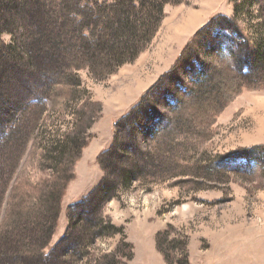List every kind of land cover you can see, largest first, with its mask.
<instances>
[{
    "label": "rangeland",
    "instance_id": "1",
    "mask_svg": "<svg viewBox=\"0 0 264 264\" xmlns=\"http://www.w3.org/2000/svg\"><path fill=\"white\" fill-rule=\"evenodd\" d=\"M208 1L183 0L178 5H166L164 18L145 50L107 79L98 81L87 71L78 72L91 102L101 107L86 137L83 135L88 139L82 153L91 143L100 145L99 154L106 152L115 139L128 153H116L115 158L108 155L105 166L109 170L105 172L97 157L90 162L80 161V157L75 178L61 199L57 227L47 247V237L35 226L45 225L43 219L50 211L42 205L31 216L22 217L35 218L26 240L35 254H53L70 224L68 209L102 180L118 181L115 171L124 167L130 175L128 186L113 188L115 196L96 210L92 225L78 223L69 241L57 250L56 264H264V70L218 114L201 115L194 108L196 102L186 108L180 105L181 100L184 103L196 94L202 77L210 76L214 67L230 63V52L236 53L239 67L256 58L264 44V0H219L211 5ZM191 10L212 16L204 19L187 43L211 19L226 17L229 21L206 30L189 55V64L151 91L183 50L169 56L161 51L162 25L176 18L169 29L174 35L183 33L197 19L188 13ZM2 39L9 43L11 36L3 34ZM137 105L141 106L130 122L118 123ZM79 106L72 102L62 109L46 107L34 132L39 151L61 140L75 124H87L77 115ZM94 110L89 111V117L96 116ZM9 127L0 132V143ZM80 132L84 127L78 135ZM6 139L0 150V242L13 189L21 185L22 194L36 196L31 190L45 189L53 179L50 169L55 167L38 166V150H31L30 142L10 175L16 160L7 147L17 149L18 144L6 145ZM104 225L120 228L122 234L108 226L103 229ZM129 254L132 259L128 260Z\"/></svg>",
    "mask_w": 264,
    "mask_h": 264
},
{
    "label": "trees",
    "instance_id": "2",
    "mask_svg": "<svg viewBox=\"0 0 264 264\" xmlns=\"http://www.w3.org/2000/svg\"><path fill=\"white\" fill-rule=\"evenodd\" d=\"M182 1L0 0V90L3 89L0 91V128H3L0 132L14 123L6 132L5 144H18L17 149H13V145L12 148L7 147L8 154L14 155L16 160L9 171L10 175L15 172L30 142L31 150H38L34 143L37 139L34 132L43 111L47 110L46 107L58 109L59 106L62 109L75 102L80 105L77 115H82L80 120L85 118L87 123L84 126L75 124L70 132L62 135L61 140L53 141L38 150V166L48 165L50 169L55 165L50 169L53 179L44 186L45 189L38 192L35 191L37 187L33 188L31 191L36 192V196L31 192L22 194L21 185L13 189L8 202L9 210L2 225V229L6 230L0 242V264H36L43 261L56 264L57 250L69 241L78 223L92 225L97 219L96 210L115 196L116 186H128L130 175L125 172L124 167H120L115 171L118 181L107 183L102 180L82 201L70 207L67 212L70 224L61 241L55 245L53 254H35L27 245L28 232L34 227L35 218L30 220L22 217L31 216L37 207L43 205L50 211V216L44 217L45 225L35 227L42 229L41 234L44 233V238L47 237L44 248L48 246L57 227L61 199L68 184L75 178V166L87 144L88 138L84 140L83 135L86 137V132L101 112L100 105L91 102L78 72L87 71L95 80L103 81L122 66L134 62L157 32L164 18L165 6L178 5ZM220 21H229V18L211 19L199 30L183 48L171 70L157 81L151 91L159 88L165 79L176 76L181 68L189 64L188 57L203 33ZM3 34L11 36L9 43L4 42ZM261 49H264V44ZM261 49L252 62L240 67L236 63V53L230 52V63L214 67L210 76L202 77L197 84V95L187 98L184 103L181 100L180 105L186 108L196 102L194 108L201 115L220 113L245 87L250 88L253 81L259 78L261 70H264V50ZM13 83L18 87L13 88ZM58 101L61 103L58 104ZM139 106L141 105L135 106L118 123L126 120L130 122ZM93 108L96 116L91 114L89 117V111L92 112ZM132 123L130 125L134 127ZM82 127L84 132L78 135L77 132ZM142 131L143 129L139 130L140 134ZM122 137L126 139L125 135ZM3 141L0 143V150ZM122 146L115 139L106 152L97 156V164L104 172L109 170L105 166L108 155L115 158L116 153L124 154L127 151ZM254 150L258 151L260 148L255 147ZM99 222L103 224L102 219ZM104 226L103 229L108 226L122 234L120 228ZM45 229L49 231L44 232ZM156 242L158 244V240ZM128 248L132 251V247L128 245ZM127 259H132V255L129 254Z\"/></svg>",
    "mask_w": 264,
    "mask_h": 264
},
{
    "label": "crops",
    "instance_id": "3",
    "mask_svg": "<svg viewBox=\"0 0 264 264\" xmlns=\"http://www.w3.org/2000/svg\"><path fill=\"white\" fill-rule=\"evenodd\" d=\"M219 0H209V5L211 4H217ZM222 1V0H220ZM211 9L209 10H212L213 9V6L210 7ZM165 10H166V7H165ZM167 12V11H166ZM215 12V11H214ZM182 13V10L180 12V14ZM188 13H192V14H195L197 16V19L196 21L193 22L192 25H190L188 27L187 30H185L183 33H179V34H172L170 29H169V23L173 22V21H177L176 18H173L171 19L168 23L165 24L164 26V23L162 25L163 28H161V32L163 31V35H164V44H163V50L161 49V51H164L169 55H172L174 54L175 52H178L184 48V46L187 44L188 40L190 39L191 35L197 30L200 28L201 25H203L204 23V19H206L207 17H210L212 15H208L207 12H198L196 10H191L189 11ZM179 14V18L181 17V15ZM175 16V15H173ZM164 22V21H163ZM189 23V21H188ZM190 24V23H189ZM182 28V27H181ZM138 85V84H137ZM141 86V84L139 85ZM100 152V145L97 144H93L91 143L86 149H85V152L82 153L81 155V160L80 161H85V162H90V161H95L97 155L99 154ZM79 173V171H78ZM86 193V191L83 192L82 195H84ZM67 195H68V192H67ZM80 195V196H82Z\"/></svg>",
    "mask_w": 264,
    "mask_h": 264
}]
</instances>
